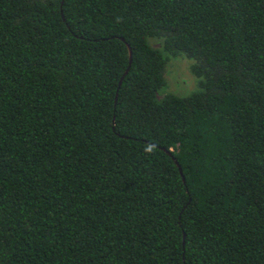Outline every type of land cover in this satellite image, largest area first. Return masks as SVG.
<instances>
[{
  "label": "trees",
  "instance_id": "obj_1",
  "mask_svg": "<svg viewBox=\"0 0 264 264\" xmlns=\"http://www.w3.org/2000/svg\"><path fill=\"white\" fill-rule=\"evenodd\" d=\"M0 264H264V0H0Z\"/></svg>",
  "mask_w": 264,
  "mask_h": 264
},
{
  "label": "rangeland",
  "instance_id": "obj_2",
  "mask_svg": "<svg viewBox=\"0 0 264 264\" xmlns=\"http://www.w3.org/2000/svg\"><path fill=\"white\" fill-rule=\"evenodd\" d=\"M190 63L191 60L185 57L169 60L164 70L166 84L163 91L165 93L182 97L199 89L197 78L189 71Z\"/></svg>",
  "mask_w": 264,
  "mask_h": 264
},
{
  "label": "water",
  "instance_id": "obj_3",
  "mask_svg": "<svg viewBox=\"0 0 264 264\" xmlns=\"http://www.w3.org/2000/svg\"><path fill=\"white\" fill-rule=\"evenodd\" d=\"M126 48H127V53H128V65H127L126 69L124 70L122 76H121L120 79L118 80L116 91H117V89H118V87H119V85H120V83H121V79H122V77L126 74V72H127V70H128V67H129V65H130V62H131V52H130V49H129V47H128L127 45H126ZM113 101H114V103H115V101H116V93H115V95H114V100H113ZM167 152H168V151H167ZM173 162H174V164L177 166L178 172H179V174H180V176H181V181L184 182V179H183L182 174H181L180 167L178 166V164H177V162H176L175 159H173Z\"/></svg>",
  "mask_w": 264,
  "mask_h": 264
}]
</instances>
